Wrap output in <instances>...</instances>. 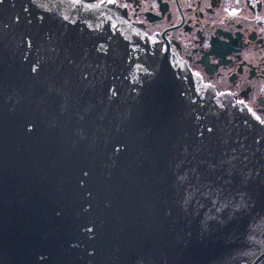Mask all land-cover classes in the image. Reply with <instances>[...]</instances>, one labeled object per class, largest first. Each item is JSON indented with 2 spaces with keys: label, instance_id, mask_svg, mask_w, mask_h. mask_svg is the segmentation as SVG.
I'll return each instance as SVG.
<instances>
[{
  "label": "water",
  "instance_id": "obj_1",
  "mask_svg": "<svg viewBox=\"0 0 264 264\" xmlns=\"http://www.w3.org/2000/svg\"><path fill=\"white\" fill-rule=\"evenodd\" d=\"M0 264H264V121L113 4L0 0Z\"/></svg>",
  "mask_w": 264,
  "mask_h": 264
},
{
  "label": "flooded vegetation",
  "instance_id": "obj_2",
  "mask_svg": "<svg viewBox=\"0 0 264 264\" xmlns=\"http://www.w3.org/2000/svg\"><path fill=\"white\" fill-rule=\"evenodd\" d=\"M168 43L205 83L264 121V0H91Z\"/></svg>",
  "mask_w": 264,
  "mask_h": 264
}]
</instances>
